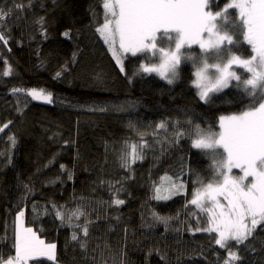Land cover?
<instances>
[{
    "label": "trees",
    "instance_id": "trees-1",
    "mask_svg": "<svg viewBox=\"0 0 264 264\" xmlns=\"http://www.w3.org/2000/svg\"><path fill=\"white\" fill-rule=\"evenodd\" d=\"M228 2L216 0V10ZM105 14L103 0H0L8 40L0 41V256L14 257L15 218L24 210L26 227L57 245L55 261L29 264H224L228 249L212 234L188 230L197 220L185 218L199 187L195 173L207 182L212 164L191 145L199 138L195 125L216 128L219 115L238 112L248 97L229 88L205 104L190 61L182 62L180 78L170 85L143 71L142 65L157 63L151 53H121V72L96 30ZM241 50L245 56L251 51L246 44ZM32 89L51 93L52 102L34 101L27 94ZM161 122L167 130L156 127ZM174 126L184 133L177 144L170 142ZM133 145L143 156L135 163ZM125 151L130 169L122 167ZM178 176L185 184L181 194L153 199L155 188L167 194L169 178ZM116 199L125 203L116 205ZM57 210L76 213L74 225L88 222L89 235L61 226ZM153 212L178 218L166 226ZM73 231L88 242L86 252L71 240ZM231 243L241 257L231 264H264V229L245 245Z\"/></svg>",
    "mask_w": 264,
    "mask_h": 264
},
{
    "label": "snow or ice",
    "instance_id": "snow-or-ice-1",
    "mask_svg": "<svg viewBox=\"0 0 264 264\" xmlns=\"http://www.w3.org/2000/svg\"><path fill=\"white\" fill-rule=\"evenodd\" d=\"M103 8L104 23L96 30L109 45L121 72L125 65L116 49L117 40L120 53H151L157 63L150 67L142 65L143 71L158 73L170 85L180 78L182 62L190 61L195 69L197 95L205 104L211 103L214 94L229 88L239 89L248 97V103L238 112L219 115L218 130L211 124L206 128L195 125L199 138L191 145L202 150L212 164L207 182L195 173L199 187L188 203L205 215L197 217L195 227L189 226L188 230L215 233V244L229 250L224 264L239 261L241 257L231 251V242L245 245L258 229H264V0H229L219 10L216 0H103ZM0 41L8 43L2 27ZM244 44L251 50L247 56L241 50ZM194 48L199 49V54ZM29 95L52 102V94L45 95L43 90L32 89ZM156 127L167 130V123ZM183 136L174 126L170 142L177 144ZM140 159L143 156L133 145L131 163ZM121 160L122 167L131 168L127 151ZM60 167L63 170L65 166ZM72 178L69 172L68 179ZM169 179L167 194L157 187L153 199L169 200L185 189L179 176L175 181ZM113 203L122 205L125 201L116 199ZM55 215L61 226L79 227L85 237L89 235L88 222L83 226L72 224V215L76 213L68 215L57 210ZM24 216L25 212L20 210L15 219V256L7 260L0 256V264H29L40 257L55 261L57 245L45 243L32 228L24 227ZM153 217L166 226L169 219L178 218L162 217L155 212ZM71 240L78 241L80 248L87 251L88 242L80 239L76 231Z\"/></svg>",
    "mask_w": 264,
    "mask_h": 264
},
{
    "label": "rangeland",
    "instance_id": "rangeland-1",
    "mask_svg": "<svg viewBox=\"0 0 264 264\" xmlns=\"http://www.w3.org/2000/svg\"><path fill=\"white\" fill-rule=\"evenodd\" d=\"M117 43H118V40H117ZM116 49H117V52L119 53V54H121L120 53V50H119V46L116 44ZM124 56H131L132 54L131 53H126V54H124V53H122ZM122 58V57H121ZM118 66L120 67V65L118 64ZM238 70V69H237ZM240 70V69H239ZM241 71H243V70H241ZM154 73H156V72H154ZM195 76L193 77V85H194V88H195V90L196 91H198V89L195 87V84H194V81H195ZM31 91V90H30ZM30 91H28L27 92V94H28V96L31 98V99H33L34 101H36V102H40V103H49V102H47L45 99H43V98H38V99H34L31 95H29V92ZM45 95H47L46 93H44ZM196 94H197V92H196ZM216 129L218 130V123H217V127H216ZM24 211V210H23ZM25 212V211H24ZM192 213H196L197 214V216H193L192 215ZM205 214H203V213H201L200 212V210L198 209V208H196V206H194V205H191L190 203H189V209L186 211V213H185V218L187 219V220H190V221H193L194 219H197V217H203ZM17 216V215H16ZM16 219V218H15ZM188 226H192V224L191 223H188ZM24 227H26V225H25V216H24ZM200 234H212L214 237L216 236V234L215 233H206V232H199ZM38 236V235H37ZM40 238V237H39ZM41 239V238H40ZM46 243V242H45ZM15 256V255H14ZM42 258H45V259H47L46 257H40V258H37V259H42Z\"/></svg>",
    "mask_w": 264,
    "mask_h": 264
}]
</instances>
